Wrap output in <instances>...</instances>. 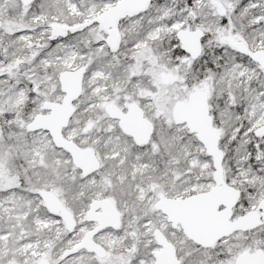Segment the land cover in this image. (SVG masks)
Returning a JSON list of instances; mask_svg holds the SVG:
<instances>
[{
	"label": "snow or ice",
	"instance_id": "1",
	"mask_svg": "<svg viewBox=\"0 0 264 264\" xmlns=\"http://www.w3.org/2000/svg\"><path fill=\"white\" fill-rule=\"evenodd\" d=\"M0 264H264V0H0Z\"/></svg>",
	"mask_w": 264,
	"mask_h": 264
}]
</instances>
